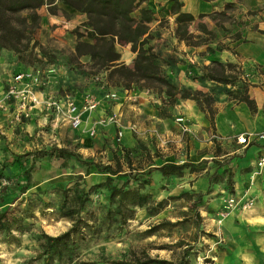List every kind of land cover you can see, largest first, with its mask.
I'll return each mask as SVG.
<instances>
[{
	"label": "crops",
	"instance_id": "0c3cea01",
	"mask_svg": "<svg viewBox=\"0 0 264 264\" xmlns=\"http://www.w3.org/2000/svg\"><path fill=\"white\" fill-rule=\"evenodd\" d=\"M177 1L179 10L188 11L194 16L189 24L190 31L205 37L206 34L198 29L199 23H205L214 31V36L198 44L185 43L175 33L176 13L170 11L172 0H146L145 3L155 12V18L150 23L151 36L146 45L157 53L156 62L171 81L179 87L200 90L212 97L213 122H210L208 111L201 109L193 98L177 95L175 102L168 104L151 88L107 84L96 96L98 106L82 114V119L91 123L95 138L86 129L81 130V150L92 152L107 138V143H104L106 162L111 161L114 149L120 151L117 146L124 145L133 150L140 144L150 152L157 149L161 153L153 158L155 163L166 160L194 162L199 168L196 173L185 171L182 175H164L153 170L148 186L152 197L161 199L182 190L202 193L205 204L199 208L201 214L208 216V220L212 219L213 232L223 234L216 239L215 243L223 239L224 245L213 253L212 264H262L254 244L264 251V167L258 169L256 166L257 156L264 151V141L255 140L242 145L236 141V135L264 130V0ZM227 3L232 4L226 9L230 19L218 26L208 13L224 9ZM64 8L68 19L59 11L50 12L43 6L41 12L50 21L63 22L56 27L59 31L71 25V21L78 23L85 20L84 12ZM201 13L205 15L200 16ZM8 54L7 58L3 57V53L0 55V79L10 68ZM134 58L135 52L128 43V66H132ZM213 60L238 64L241 75L246 76L243 81H246L249 97L254 99V108L228 93L236 85L199 76L203 66ZM48 88H37V92L42 96L62 95ZM105 89L115 91L116 97L107 98ZM72 95L79 105L83 96L77 99L76 95ZM12 107L10 104L1 109V113L11 122V128L22 127L29 119L36 132L48 123L69 124L68 121H58L52 112H42L36 107L32 108L30 117L15 121ZM111 112L126 122L121 124L123 135L119 142L116 139V125L101 120ZM177 115H183L189 131L181 132L180 124L175 120ZM212 133L216 136L211 137ZM216 146L220 147L219 151ZM214 158L220 164L212 162ZM215 171L221 173L218 181L213 178ZM227 181H230V186L226 184ZM251 196L255 203L249 208H242L244 197ZM230 198L237 201V205L221 221H217L215 212ZM138 208L146 211L143 206Z\"/></svg>",
	"mask_w": 264,
	"mask_h": 264
},
{
	"label": "rangeland",
	"instance_id": "374dc122",
	"mask_svg": "<svg viewBox=\"0 0 264 264\" xmlns=\"http://www.w3.org/2000/svg\"><path fill=\"white\" fill-rule=\"evenodd\" d=\"M42 6L49 10L56 9V12L60 7L58 4ZM42 6L38 8L42 18L34 32L35 42L30 41L28 48L20 52L22 60L18 59L12 49L0 47V55L3 53V57L7 58L6 54L10 53L7 61L11 63L9 70L0 79V195H3L0 209H7L10 215L22 218L21 229L13 227L0 232V264H43L44 234L55 235L71 225L74 215L62 216L60 209L77 205L73 199L75 190L84 196L79 206L80 215H85L90 210L102 215L108 209L107 189L103 185L105 173L95 170L85 173L80 167L82 163L74 155L64 159L41 153L42 149L54 145L67 146L84 159L105 163L107 159L104 143H107V138L92 152L81 150V130L86 129L94 137L91 121L88 124V121L81 118L76 125L48 123L36 132L37 129L33 128L30 119L22 127L11 128V122L1 113L4 108L1 98L5 84L19 69L38 70L47 79L40 89L48 86V90L61 94L71 93L77 99L80 96L85 97L86 94L96 97L101 89L106 88L103 86L106 83L104 70L95 71L84 56L79 60L73 57L72 46L74 47L76 40L74 29H83L82 22L71 21V25L64 27L65 31H59L56 27H60L63 22L45 18L41 12ZM62 10L59 12L67 17V12ZM116 49L120 52L121 61L128 65V42L116 43ZM244 77L246 76L238 71V81L234 89H237ZM51 84L53 85L50 86ZM120 122L126 123L123 119ZM212 160L220 164L217 159ZM26 173L30 174V181L26 190L20 191L19 185L26 181ZM214 173L217 177L221 176L220 172ZM17 175V183L14 178L7 179V176ZM249 198L253 199V203L243 206ZM243 203L242 208H249L255 203V199L252 196L244 197ZM223 205L215 212L217 221H221L231 210ZM109 207H113L112 204ZM197 208L199 210L200 206L191 207L186 198L171 200L169 205L154 215L137 208L134 217L125 224L105 223L100 233L89 231L85 237H77L63 257L54 258L48 264H109L113 259H133L143 257L146 253L156 259L172 261H153L148 264H176L182 258L183 250H186L184 264H212L213 253L224 245L223 239L215 243L216 239L223 234L213 232L210 224L212 219L208 220L209 217L203 216L200 210V217H197ZM162 218L181 220L175 225L166 224L153 232L147 231L150 225ZM254 250L264 264V251L255 244Z\"/></svg>",
	"mask_w": 264,
	"mask_h": 264
},
{
	"label": "trees",
	"instance_id": "16d2710c",
	"mask_svg": "<svg viewBox=\"0 0 264 264\" xmlns=\"http://www.w3.org/2000/svg\"><path fill=\"white\" fill-rule=\"evenodd\" d=\"M145 1L0 0V47L12 49L17 54L18 59L22 60L23 57L20 52L28 48L30 41L35 42L34 32L41 23L42 15L38 8L42 5L52 6L58 4L60 6L59 11L63 9V12H67L64 7H71L86 14V18L82 22L83 29H74L76 40L73 47V57L75 60H79L84 56L90 61L91 67L95 71L104 70L106 74L104 87L110 84L125 88L131 86L151 88L161 97V100L168 104L174 103L177 95L190 97L196 100L201 109L208 111L210 122H213L212 97L200 90L179 87L177 83L171 81L161 65L156 62L157 53L146 45L148 38L151 36L150 23L155 18V12ZM231 6V3H227L224 9L208 14L216 25L222 26L224 20L230 19L226 9ZM60 8L62 9L60 10ZM178 8L179 2L172 0L170 11L176 13L175 33L179 39L184 40L187 44H198L214 36V31L209 29L205 23L198 24V29L206 34L205 37L190 31L189 24L194 18L193 14ZM49 11L56 12V9ZM203 15L205 14H200V16ZM123 41L130 43L131 50L135 52L132 66H128L121 61L120 52L116 49V43ZM207 48L211 49V47ZM238 71H240V67L236 62L213 60L203 66L202 74L199 76L235 85L238 81ZM241 82L237 89H231L228 93L238 100L245 101L250 108H254V99L249 97L247 93L246 81ZM117 148L120 151L114 149L111 161L105 163L84 159L67 146L54 145L41 150L42 154L55 155L64 159L74 155L76 160L82 163L80 167L84 169L85 173L92 170L105 173L103 185L107 189L106 199L108 204V209L102 215H97L95 210L80 215L79 206L83 202L84 196L80 191L75 190L73 199H75L77 205L60 209L62 216L74 215L71 225L55 235L44 234L42 242L43 252L45 253L43 264L50 263L54 258L63 257L77 237H85L89 231L100 233L105 223L108 225L111 222L125 224L134 217L138 207L143 206L146 213L154 215L163 209L169 201L178 198H186L191 207L205 204L202 193L182 190L178 194H169L161 199H154L148 189L153 170L164 175H182L185 171L192 172L199 169L194 162L189 160L180 162L166 160L155 163L153 158L160 156L161 153L157 149L150 152L142 144L133 150L124 145L117 146ZM216 149L219 151L220 147L216 146ZM134 162H136L135 165ZM90 164L93 166L91 167ZM18 176H7V179L14 178L17 183ZM25 177L26 181L19 185L20 191H25L28 187L30 174L26 173ZM213 178L215 180L220 177L214 175ZM228 185L230 186V183ZM4 187L5 185L2 186V188ZM2 198L3 195H0V201ZM110 204L113 207H109ZM198 211L197 208L196 216L200 217ZM21 220L20 216L10 215L7 209H0V232L8 231L13 227L21 229ZM180 220L172 221L162 218L159 222L150 225L147 231L153 232L166 224L175 225ZM185 253L186 250H183L182 258L176 264L185 263ZM153 261L172 263L168 259H156L146 253L143 257H134L133 259H113L109 261V264H148Z\"/></svg>",
	"mask_w": 264,
	"mask_h": 264
},
{
	"label": "built area",
	"instance_id": "2783aa9c",
	"mask_svg": "<svg viewBox=\"0 0 264 264\" xmlns=\"http://www.w3.org/2000/svg\"><path fill=\"white\" fill-rule=\"evenodd\" d=\"M46 81L47 79L42 77L38 70L33 68L21 69L11 75L10 79L6 82L1 101L4 108L9 107L10 104L13 105V120L21 121L24 118L30 117L32 108L36 107L42 112H52L57 120L68 121L76 125L80 122L82 114L85 111L93 110L99 104V100L90 94H86L79 105L70 93H64L59 96L55 94L39 95L37 88ZM105 96L114 99L116 92L106 90ZM102 120H107L116 125V139L120 140L123 135V127L117 114L115 112L108 113ZM175 120L179 122L182 133L189 131V126L183 115H177ZM215 136L212 133L211 137ZM255 140L264 141V130L258 132H241L236 135V141L242 145H246ZM256 166L258 169L264 167V151L257 156ZM237 203V201L230 198L223 206L231 209ZM252 203L253 199L249 198L243 203V206Z\"/></svg>",
	"mask_w": 264,
	"mask_h": 264
}]
</instances>
